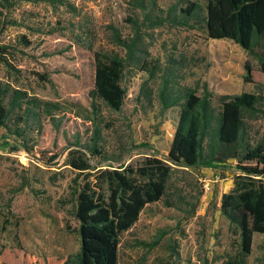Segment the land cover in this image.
<instances>
[{
  "label": "rangeland",
  "instance_id": "rangeland-1",
  "mask_svg": "<svg viewBox=\"0 0 264 264\" xmlns=\"http://www.w3.org/2000/svg\"><path fill=\"white\" fill-rule=\"evenodd\" d=\"M146 1L149 23L142 24L133 0H0V46L7 48L0 81L42 100L89 109L93 53L126 59L113 34L130 43L136 34L130 20L137 19L139 53L122 74L123 104L113 111L97 102L105 160L91 165L123 170L148 157L169 164L181 103L164 108V83L180 95H210L216 112L220 97L255 95L254 108L242 114L243 130L249 145L264 147L258 60L232 41L209 40L201 18L179 19V9L191 3L204 8L203 0ZM143 62H149V75ZM246 64L252 69L249 81ZM29 129L25 144L0 129V264H74L80 249L74 191L84 176L66 161L70 151L79 150L75 142L90 143L94 126L67 116L58 128L45 120L39 132ZM171 167L165 196L146 206L120 236L119 264H264V234H254L250 253L242 254L238 229L220 211L222 196L247 175L237 163Z\"/></svg>",
  "mask_w": 264,
  "mask_h": 264
},
{
  "label": "trees",
  "instance_id": "trees-1",
  "mask_svg": "<svg viewBox=\"0 0 264 264\" xmlns=\"http://www.w3.org/2000/svg\"><path fill=\"white\" fill-rule=\"evenodd\" d=\"M133 1L142 15V24L149 23L147 1ZM203 1L204 8L191 3L179 9V19L201 18L209 40L232 41L258 60L260 72L264 75V0ZM130 24L136 32L130 43L124 41L117 31L113 34L116 45L125 48L126 59L116 53H93L94 88L89 109L71 101L42 100L0 81V129L25 144L30 126H36V132H39L45 120L54 128H58L67 116L93 123L90 143L80 145L75 142L73 146L79 150L70 151L66 161L67 166L84 176L74 191V218L80 238L79 254L74 264H119L120 236L135 225L146 206L165 196L173 170L171 165L189 169L215 168L230 160L247 175L236 182L232 193L222 196L220 211L238 229L242 254L250 253L253 235L264 234V147L249 145L242 121V114L256 105L258 98L255 95L242 93L220 97L216 112L210 95L197 97L194 92L180 95L179 91H171L164 83L159 92L164 108L181 103L178 123L167 152L169 164L148 157L123 170H100L91 165L95 159L105 160L99 146L101 129L98 117L101 112L97 102L113 111L120 110L125 98L120 85L122 74L128 60L134 62L139 53V22L132 19ZM6 54L7 48L0 46V62H5ZM141 66L149 75V62H143ZM245 70L249 81L252 69L246 64Z\"/></svg>",
  "mask_w": 264,
  "mask_h": 264
}]
</instances>
